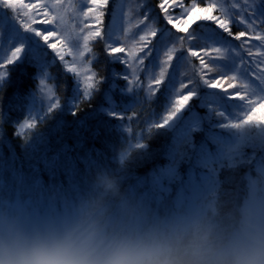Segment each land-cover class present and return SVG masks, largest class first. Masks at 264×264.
Listing matches in <instances>:
<instances>
[{
  "label": "trees",
  "instance_id": "trees-1",
  "mask_svg": "<svg viewBox=\"0 0 264 264\" xmlns=\"http://www.w3.org/2000/svg\"><path fill=\"white\" fill-rule=\"evenodd\" d=\"M160 2L109 0L103 18L105 39L111 33L112 39L119 37L120 45L129 51L140 46L137 32L143 35L148 27L157 28V37L150 38L157 51L140 72L141 88L129 90L122 78L125 66L111 62L99 38L93 43V54L86 53L85 60L94 61L88 67L102 80L87 97L85 83L80 84L58 59L53 61L50 49L45 57L49 66L43 70L27 62L10 66L6 79L0 82V222L27 213L36 220L67 227L95 222L108 233L167 231L176 225L191 229L212 222L217 208L238 204L244 194L245 173L264 170V136L253 135L255 138L244 141L240 149L229 151L234 143L239 145V134L247 125L236 127L233 133L226 128L242 123L247 106L220 93L222 99L214 94L220 89L204 86L199 81L200 62L196 58L187 57L175 73L169 68V75L175 76L174 87L166 75L163 84L155 87L156 95H149L146 67H159L164 59V46L158 43L160 31L166 27L171 33L186 35L167 24L158 7ZM182 2L190 6L192 0ZM81 3L74 2L85 10ZM121 8L126 18L116 34L113 22ZM170 11L180 13L179 9ZM144 15L149 20L136 28ZM204 24L215 29L211 22L198 21L189 30ZM210 28L202 29L203 35H210ZM125 30L129 32L127 40ZM240 30L242 25L232 26L234 33ZM0 34V45H4L10 35L4 30ZM167 35L170 33L164 39ZM205 43L203 39L193 41L197 47ZM232 43L239 45L240 41ZM251 45L259 42L251 41ZM239 51L245 63L231 53L229 60L211 63L234 64L240 73L228 71L225 75L237 74L239 79L237 88L229 92H243L240 83H248V98L259 104L264 84L255 78V67L249 72L246 63L259 57H249L242 48ZM222 71L205 70L206 78ZM41 80L48 85L46 89ZM189 80L199 81L196 97L173 123L157 129L155 125L170 111L173 95L179 97L180 82ZM29 123L35 126L29 129ZM105 176L115 180L122 195H109L102 208H89L86 215L82 212L84 203L97 196L100 189L96 181Z\"/></svg>",
  "mask_w": 264,
  "mask_h": 264
},
{
  "label": "snow or ice",
  "instance_id": "snow-or-ice-1",
  "mask_svg": "<svg viewBox=\"0 0 264 264\" xmlns=\"http://www.w3.org/2000/svg\"><path fill=\"white\" fill-rule=\"evenodd\" d=\"M203 4L204 6H200ZM109 5V0H87L86 11L79 9L77 4L69 0L67 4L64 0H39V2H24V0H0V9H7L14 15L9 19L6 12L0 11V30L7 31L13 40L10 55H5L0 60V82L6 79L8 69L11 65L32 63L39 69L43 70L49 66L47 57L50 49L54 56L53 61L58 59L68 72L74 73L79 78L81 72L73 67L66 60V56H72L74 60L81 62V67L90 74L86 77L84 93L87 97L88 93L98 85L101 79L96 78V73L91 72L88 65L93 60H85V55L93 54V43L99 38L105 45L107 56L112 57V63H119L125 66L122 78L125 79L129 90L141 88L140 72L145 71V61L157 51L150 38L157 37L156 27H148L143 35L137 32L139 36L136 42L140 46L135 50H127V46L120 45V38L112 39V34L108 33L105 39L103 29V18L105 9ZM160 11L164 14V20L178 33H186V35H176L171 33V29L164 28L160 31L161 40L158 43L164 46V59L160 62V71L158 75H154L148 81L147 91L150 96L156 95V86L163 84L166 75H169V68L173 73L177 71L179 66L186 61L187 57H193L199 60V81L210 89H220V92L214 94L221 95L224 93L230 100H238L241 104L247 106V114L244 116L242 123L233 124L232 127H240L244 125L258 124L264 125V115L257 116L258 112H264V96H259V104L257 101L248 98L250 85L248 83H240L239 89L235 92H229V89L237 88L239 75H225L228 71L240 73L234 64H213V60H229L231 56H241L239 49H244L249 57H259L247 61L249 65L248 71L251 72L255 67V78L261 80L264 84V0H192L190 6H186L182 0H161L158 4ZM179 9V15H174L173 11ZM71 10L78 15L80 20L79 31L69 33L67 30V12ZM214 13H218L214 15ZM186 16V19L183 18ZM37 17H41L37 20ZM149 20L147 15L137 20L135 27L140 28ZM198 21H207L215 25V29H211L210 25H200L197 29L189 30L191 25ZM19 22V27H17ZM36 23L44 26L42 29L34 27ZM243 26V30L238 32L232 31V26ZM210 28V35H203L202 29ZM21 29L23 32L21 33ZM216 29L220 31L217 32ZM86 30V31H85ZM14 33V36L12 35ZM167 39H164L166 34ZM198 33H200L198 35ZM226 34V36H225ZM125 39L129 36L128 30L124 32ZM227 37H231L228 40ZM135 40V36H132ZM203 39L206 41L204 46L197 47L193 44L194 40ZM75 41V43H73ZM232 41H240L239 45H234ZM251 41H258L259 45H250ZM42 42V43H41ZM255 49V51H253ZM142 53L143 55H140ZM203 53V55H201ZM213 53L216 55L214 56ZM231 53V56H230ZM123 54V55H117ZM175 57L176 63L172 64ZM159 58L158 56L156 57ZM95 62H98L95 61ZM150 63L154 61L150 60ZM241 63H245L243 57ZM217 69L223 70L219 76L213 75L210 79L206 78V73H211ZM130 70V72L128 71ZM199 81L189 80L188 82H180L179 98H175L171 105L170 111L163 117L161 123L156 124L157 129L166 127L167 124L176 118L178 113L184 111L197 95ZM175 76L169 75V85L174 87ZM46 89L48 85L44 80L39 82ZM227 84V87H225ZM183 89H187V93H183ZM49 91H51L49 89ZM223 99V95H221ZM35 125L27 124L26 127L31 129Z\"/></svg>",
  "mask_w": 264,
  "mask_h": 264
},
{
  "label": "clouds",
  "instance_id": "clouds-1",
  "mask_svg": "<svg viewBox=\"0 0 264 264\" xmlns=\"http://www.w3.org/2000/svg\"><path fill=\"white\" fill-rule=\"evenodd\" d=\"M239 203L217 208L214 220L191 229L172 226L108 233L95 222L16 232L3 225L0 264H264V170L245 173ZM97 196L82 212L122 195L112 177L96 181Z\"/></svg>",
  "mask_w": 264,
  "mask_h": 264
},
{
  "label": "rangeland",
  "instance_id": "rangeland-1",
  "mask_svg": "<svg viewBox=\"0 0 264 264\" xmlns=\"http://www.w3.org/2000/svg\"><path fill=\"white\" fill-rule=\"evenodd\" d=\"M81 1H82L81 4L86 5L87 0H81ZM221 1L222 0H220V2ZM16 2H18V0H16ZM24 2H26V3L27 2H33V3H35V2H39V0H24ZM48 2L51 3L52 0H48ZM68 2H69V0H64V3L65 4H67ZM74 2H75V0H72V3H74ZM79 9H81V8H79ZM2 10L7 11V13L11 17L14 15L12 12H10L7 9H2ZM82 10H84V9H82ZM86 10H87V8L84 11H86ZM217 14L218 13H214V15H217ZM66 17H67V25H66V27H67L68 32L69 33H73V34H74V32H78L79 31V24H80V20L78 18V15L77 14H74L71 10H69L67 12V14H66ZM115 17L116 18L114 19V22H113V30L112 31L117 34L119 32L120 28L122 29V25L125 22V20H124L126 18L125 17V11L122 10V8L119 9L117 11V15ZM40 18L41 17H37V20H39ZM183 18L186 19V16L183 17ZM36 25H39V23H36L35 24V27H36ZM17 27H19V22H17ZM45 27H51V26H45ZM0 36H1V34H0ZM0 39H1V37H0ZM12 42H13V40L9 36L7 42L4 43V45L3 44L0 45V60H3L4 57H5V55H10L9 49L11 48L10 44ZM73 43H75V42L73 41ZM0 44H1V42H0ZM119 55H123V54H119ZM140 55H141V53H140ZM66 60L69 62V64H71L73 67H75L78 71L81 72V76L79 78H77L75 76L77 78V80L80 82V84L85 83L86 77L89 75V72L88 71H85L84 68L81 67V62L79 60H74L72 56H66ZM150 67L151 66H147L146 67V69H147L146 70L147 71L146 73H149V76L147 77L148 78V81L150 79H152V77L154 75H158L159 70H160V68L158 66L157 67H154V69H151ZM153 70H155V72ZM72 74L74 75V73H71V75ZM225 86H226V84H225ZM153 87L154 88L156 87L158 89L160 86H156L154 84V82H153ZM258 94L259 93L257 92V95ZM173 96H174V99L177 98V96H175V95H173ZM214 110H215L214 112L220 113L219 110H217V109H214ZM179 114L180 113H178L176 115V118H177V116ZM261 115H264V112H258L257 113V116H261ZM174 120L170 121L169 123L170 124L173 123ZM232 125L230 124V127L229 128L227 127L226 129H228L229 132H232L233 133L235 131L236 127H232ZM247 126L245 128H243V130H241V134H239L240 135L239 136L240 137V139H239L240 140L239 141L240 142L239 145H236L234 143V146H232L230 148V150H229L230 152L233 151V150L240 149V144L244 143V141L252 140L253 138H255V136H253V135H256V136H259V137L264 136V125L251 124V125H247ZM240 129H242V128H240ZM5 224L8 225V226H10V228L12 230L16 231V232H21V231H35V230H39V229H42V228H56V227L63 228V227H67V226H65L63 224H55V223L53 224V223H47V222H44V221L36 220L33 216H31V215H29L27 213H17L16 216H14L12 218H8V219L3 220V221L0 222V236H2L3 225H5Z\"/></svg>",
  "mask_w": 264,
  "mask_h": 264
}]
</instances>
